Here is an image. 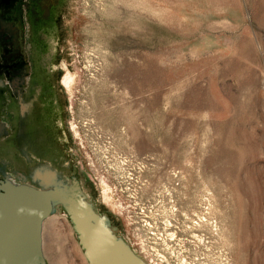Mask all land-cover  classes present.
<instances>
[{"label":"rangeland","instance_id":"obj_1","mask_svg":"<svg viewBox=\"0 0 264 264\" xmlns=\"http://www.w3.org/2000/svg\"><path fill=\"white\" fill-rule=\"evenodd\" d=\"M9 1L0 179L78 187L147 264H264V0ZM42 238L89 264L61 205Z\"/></svg>","mask_w":264,"mask_h":264},{"label":"water","instance_id":"obj_2","mask_svg":"<svg viewBox=\"0 0 264 264\" xmlns=\"http://www.w3.org/2000/svg\"><path fill=\"white\" fill-rule=\"evenodd\" d=\"M57 186L0 179V264H47L42 224L57 205L64 208L89 264H147L112 232L78 187L68 196L66 185Z\"/></svg>","mask_w":264,"mask_h":264},{"label":"flooded vegetation","instance_id":"obj_3","mask_svg":"<svg viewBox=\"0 0 264 264\" xmlns=\"http://www.w3.org/2000/svg\"><path fill=\"white\" fill-rule=\"evenodd\" d=\"M3 4H10V1L9 0H0ZM49 4H51L48 0H45V3H44V8H45V11L47 12V13H44L45 15H47L48 14V12H49V9H48V5ZM44 8H43V10H44ZM4 48V47H3ZM14 63H16V62H14ZM11 65L13 64L12 62L10 63ZM10 68H11V66H10ZM24 106L23 105H21V107H20V109H19V112L18 113H20V115H22L23 114V112H24ZM0 112H2V110L0 109ZM124 202V201H123ZM126 202H124V206L122 205H119L118 206V208H119V211H118V209L117 210H115V209H113L112 211H113V213H115V214H113L111 211H109L110 212V214H109V219L111 220V223H115V224H117V225H119V228H120V233H121V230L123 231H125L126 229H127V226H126V224L127 223H129L131 226H130V230H131V234H130V236H132L133 238H135L136 239V241H138V239L140 238V240H142L143 241V239H142V237H144V230L141 228V227H139L140 225H138V224H135V221H134V214H137V211H135L134 210V208H133V206H131L130 207V209H129V206L128 205H126L125 204ZM138 225V226H137ZM166 226H168L169 228V230H174L175 229V227H174V225L168 220V224L166 225ZM140 228V229H139ZM126 232V231H125ZM139 237V238H138ZM127 240L130 242L131 241V239L128 237L127 238ZM130 244H131V248H132V250L140 257V258H143L144 260H145V258L143 257V256H141V254H140V251H139V246H136L135 244H137V242H134V241H131L130 242ZM137 245H139V243L137 244ZM149 255V254H148ZM142 259V260H143ZM157 260H159V261H162V260H160V259H158L157 258ZM169 262L168 261H166V264H168Z\"/></svg>","mask_w":264,"mask_h":264},{"label":"bare ground","instance_id":"obj_4","mask_svg":"<svg viewBox=\"0 0 264 264\" xmlns=\"http://www.w3.org/2000/svg\"><path fill=\"white\" fill-rule=\"evenodd\" d=\"M50 3H52L54 0H48ZM63 82L69 87L70 85V77L69 75H66L64 78H63ZM93 217H96V220H100V218L96 215H93ZM73 221H75V219L73 218ZM163 264V263H162Z\"/></svg>","mask_w":264,"mask_h":264}]
</instances>
